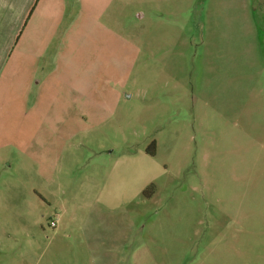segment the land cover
<instances>
[{
  "label": "rangeland",
  "instance_id": "374dc122",
  "mask_svg": "<svg viewBox=\"0 0 264 264\" xmlns=\"http://www.w3.org/2000/svg\"><path fill=\"white\" fill-rule=\"evenodd\" d=\"M68 2L0 80V264H103L88 225L119 264H264V0Z\"/></svg>",
  "mask_w": 264,
  "mask_h": 264
},
{
  "label": "crops",
  "instance_id": "0c3cea01",
  "mask_svg": "<svg viewBox=\"0 0 264 264\" xmlns=\"http://www.w3.org/2000/svg\"><path fill=\"white\" fill-rule=\"evenodd\" d=\"M68 7V0H58L57 4H55V0H0V80L10 55L23 40L25 30L27 31L29 28L36 30L41 40L46 43L49 41L47 46L51 45V38L56 36L59 24L64 22ZM28 39H30L29 36ZM47 46L43 52L49 50ZM22 53L28 55L25 49L22 50ZM0 84H2L0 89L3 90V83ZM88 226L85 227V237L93 252L102 251L101 255H105L102 259L103 264H119L118 252L123 247L119 238L111 237L114 234L113 231L107 232L110 236H103L97 227L94 229L92 225ZM126 241L127 238L123 244ZM115 250H117V254H115ZM94 259L100 262L97 255Z\"/></svg>",
  "mask_w": 264,
  "mask_h": 264
},
{
  "label": "trees",
  "instance_id": "16d2710c",
  "mask_svg": "<svg viewBox=\"0 0 264 264\" xmlns=\"http://www.w3.org/2000/svg\"><path fill=\"white\" fill-rule=\"evenodd\" d=\"M151 155H155L154 147L153 150L150 152Z\"/></svg>",
  "mask_w": 264,
  "mask_h": 264
},
{
  "label": "built area",
  "instance_id": "2783aa9c",
  "mask_svg": "<svg viewBox=\"0 0 264 264\" xmlns=\"http://www.w3.org/2000/svg\"><path fill=\"white\" fill-rule=\"evenodd\" d=\"M52 227H56V222H52Z\"/></svg>",
  "mask_w": 264,
  "mask_h": 264
}]
</instances>
